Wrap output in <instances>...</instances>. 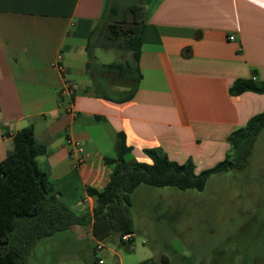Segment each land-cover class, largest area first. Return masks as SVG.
I'll list each match as a JSON object with an SVG mask.
<instances>
[{
  "label": "crops",
  "instance_id": "0c3cea01",
  "mask_svg": "<svg viewBox=\"0 0 264 264\" xmlns=\"http://www.w3.org/2000/svg\"><path fill=\"white\" fill-rule=\"evenodd\" d=\"M115 1H128L143 25L142 78L128 101H120L126 87L97 97L87 69L91 32ZM65 79L77 86L71 97L61 95ZM238 79L264 81V0H0V162L14 135L32 125L53 195L90 215L70 233L97 244L87 190L109 183L105 158H115L117 135L131 148L128 163L151 164L143 151L153 148L180 164L218 159L226 138L264 112V94H230ZM68 138L83 144L78 168ZM108 240L117 245L116 236ZM88 248L97 264L96 247Z\"/></svg>",
  "mask_w": 264,
  "mask_h": 264
},
{
  "label": "trees",
  "instance_id": "16d2710c",
  "mask_svg": "<svg viewBox=\"0 0 264 264\" xmlns=\"http://www.w3.org/2000/svg\"><path fill=\"white\" fill-rule=\"evenodd\" d=\"M123 3L115 1L107 8L101 21L108 14L113 18L122 14ZM128 3L125 2L126 7ZM99 27L100 23L91 32L87 44V69L94 93L97 97L111 99L107 93L109 88L126 87L128 91L120 101H128L133 97L142 78L138 63L143 25L135 24L120 31L118 24H112L111 29L115 35L123 33L127 37L123 46L131 51L132 58L126 62L110 64L93 62L97 47L93 41ZM229 92L233 96L246 92L264 94V81L238 79ZM263 129L264 112L250 118L245 126L229 136L228 144L232 154L227 155L213 168L198 174L190 160L182 164L171 161L160 148L144 149L143 152L151 160V164L128 163L125 155L131 148L126 144L125 135L118 134L115 158H105V164L112 167L109 183L102 191L92 188L87 190L88 195L95 201L93 236L96 242L101 243L116 236L118 246L131 245L134 238L132 193L140 185L203 191L209 176L229 170H244ZM45 152L46 148L37 142L34 127L30 125L14 135L13 150L0 162V264H23L25 255L37 240L70 230L73 226L86 225L90 217L89 214L76 215L53 195L47 175L40 170L37 163V157ZM125 235H130L131 238L124 241ZM249 246L251 248L253 244ZM250 248L248 251H231L226 255L227 264H258L260 258L251 262ZM137 264L153 263L146 259ZM161 264L171 262L164 257Z\"/></svg>",
  "mask_w": 264,
  "mask_h": 264
},
{
  "label": "rangeland",
  "instance_id": "374dc122",
  "mask_svg": "<svg viewBox=\"0 0 264 264\" xmlns=\"http://www.w3.org/2000/svg\"><path fill=\"white\" fill-rule=\"evenodd\" d=\"M125 5L121 6L122 14L114 18L108 14L100 22L93 41L97 46L94 63L126 62L132 58L131 51L123 46L127 37L123 33L115 35L111 29L114 23L120 31L135 25L134 15ZM230 154L229 147L220 158L201 166L193 158L188 160L198 174ZM111 155L115 156L114 148ZM131 213V245L118 246L106 239L101 242L106 248L95 253L96 260L137 264L148 259L161 264L167 257L171 264H227V254L248 251L253 244L251 262L260 258L258 264H264V129L244 170L209 176L203 191L140 185L132 193ZM96 245L83 243L65 230L37 240L23 264H94L93 253L87 249Z\"/></svg>",
  "mask_w": 264,
  "mask_h": 264
},
{
  "label": "built area",
  "instance_id": "2783aa9c",
  "mask_svg": "<svg viewBox=\"0 0 264 264\" xmlns=\"http://www.w3.org/2000/svg\"><path fill=\"white\" fill-rule=\"evenodd\" d=\"M230 40H234V37L233 36H230L229 37ZM60 58V57H59ZM54 67L59 71V72H64V67L60 64V62H55L54 63ZM77 89V86L71 82L70 80L68 79H65L64 81V84H63V88H62V96H68V97H71L74 95L75 91ZM67 145L69 146L70 150H71V153L72 154H77V157L75 158V162L73 164L74 168H78L79 166H81L84 162V158L83 156L81 155L84 151V147H83V144L79 141H76L72 138H68L67 139ZM131 238L130 235H125L123 237V240L124 241H127ZM105 249V246L103 243H97V246H96V251H102ZM98 264H104V261L103 259H98Z\"/></svg>",
  "mask_w": 264,
  "mask_h": 264
}]
</instances>
